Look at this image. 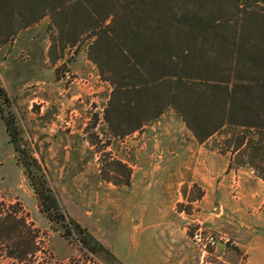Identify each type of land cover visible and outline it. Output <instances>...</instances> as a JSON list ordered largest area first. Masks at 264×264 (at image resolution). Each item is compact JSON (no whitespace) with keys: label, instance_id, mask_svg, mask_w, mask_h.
<instances>
[{"label":"rangeland","instance_id":"obj_1","mask_svg":"<svg viewBox=\"0 0 264 264\" xmlns=\"http://www.w3.org/2000/svg\"><path fill=\"white\" fill-rule=\"evenodd\" d=\"M126 1L138 7L125 8L118 23L130 49L142 53L145 78L175 74L159 50L160 0ZM161 2L170 15L189 19L181 34L192 50L185 76L234 80L261 73L253 49L264 48V0ZM115 3L0 0V87L21 136L66 218L115 256L87 251L41 212L0 114V264H245L241 246L264 236V181L248 167L229 168L220 132L199 142L173 105L157 113L161 99L154 93L131 90L110 102L114 84L107 76L119 84L142 81L109 72L115 43L103 41L92 52V26L106 24ZM169 30L174 37L178 26ZM196 100L187 92L176 103L215 121L218 103ZM233 111L241 118L238 106ZM199 226L225 247L203 255L191 238Z\"/></svg>","mask_w":264,"mask_h":264},{"label":"trees","instance_id":"obj_2","mask_svg":"<svg viewBox=\"0 0 264 264\" xmlns=\"http://www.w3.org/2000/svg\"><path fill=\"white\" fill-rule=\"evenodd\" d=\"M123 1L127 2L125 7ZM65 6V3L57 5L53 7V11ZM137 7V3L116 0L111 13L107 14V17H110L109 21L106 24L105 20L102 23L97 21L92 26L94 32L92 52L106 40L116 45V56L112 60L109 69L112 76L126 72L131 75L138 74L142 78L139 83L119 84L110 75H106L114 84L110 102L113 103L118 100L119 96L131 90L141 91L144 94L154 93L161 99L159 101L161 107L157 113L161 112L162 108L173 105L182 113L186 125L192 130L199 142H203L212 134L220 132L224 138V152L231 153L229 168L232 166L248 167L256 177L264 181V108L261 107L264 104V48L257 47L253 49L255 56L253 62L256 65L258 64L263 72L261 71L252 79L211 80L187 77L183 72L185 63L189 60V53L192 50L186 45V41L182 39L181 34L185 33L189 19L185 14L173 12L170 15L167 9L162 6L160 0V7L156 13V19L163 24V28L159 31L161 39L159 50L163 54L162 56H168L172 60L176 73L159 74L152 80H148L145 78L148 73L142 65V60H144L142 53L130 49L129 35L122 27L124 25L118 23V19L122 18L125 8L130 10L131 13L136 11ZM171 26H178V31H176L174 37L171 36L169 30ZM186 32L188 33V31ZM201 32L203 33L204 30L201 29ZM172 42L176 43L177 53L175 55L171 54ZM90 57L97 63L101 75L105 76V71L101 68L99 60L92 54ZM160 70H163V66L158 68V71ZM187 92H190L194 97L196 96V102L206 100L218 103L216 110L218 113L215 116V121L210 122L207 118L208 115L196 112L193 108L191 110L180 109L176 99ZM0 98H2L4 105L0 114L5 124L9 143L12 144L18 160L38 196L41 212L53 224L59 226L64 237L75 234V239L87 251L93 254L105 253L115 258L110 249L99 242L86 227L73 218L67 219L63 214L57 197L21 136L17 119L10 110V100L2 87H0ZM235 105L239 107L241 118L235 117L233 111ZM208 112H210L209 109ZM140 124L139 122L137 126H140Z\"/></svg>","mask_w":264,"mask_h":264},{"label":"crops","instance_id":"obj_3","mask_svg":"<svg viewBox=\"0 0 264 264\" xmlns=\"http://www.w3.org/2000/svg\"><path fill=\"white\" fill-rule=\"evenodd\" d=\"M223 248V245H220ZM245 264H264V236H254L241 246Z\"/></svg>","mask_w":264,"mask_h":264},{"label":"built area","instance_id":"obj_4","mask_svg":"<svg viewBox=\"0 0 264 264\" xmlns=\"http://www.w3.org/2000/svg\"><path fill=\"white\" fill-rule=\"evenodd\" d=\"M192 242L197 246L203 255L209 253L210 248H215L221 245L220 238L206 227L199 226L192 233Z\"/></svg>","mask_w":264,"mask_h":264},{"label":"water","instance_id":"obj_5","mask_svg":"<svg viewBox=\"0 0 264 264\" xmlns=\"http://www.w3.org/2000/svg\"><path fill=\"white\" fill-rule=\"evenodd\" d=\"M219 209V207H217ZM221 245H223L225 247V244L224 243H221Z\"/></svg>","mask_w":264,"mask_h":264}]
</instances>
